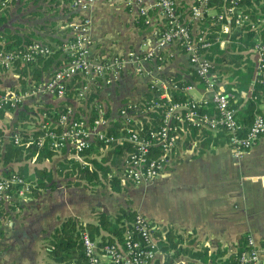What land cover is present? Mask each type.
<instances>
[{
	"label": "crops",
	"instance_id": "1",
	"mask_svg": "<svg viewBox=\"0 0 264 264\" xmlns=\"http://www.w3.org/2000/svg\"><path fill=\"white\" fill-rule=\"evenodd\" d=\"M60 1L48 0V6L52 3L58 8L50 9L51 12L48 13L47 7L45 8L42 19L51 24L50 27L40 30V38L54 46L69 36V21L76 19L79 14L69 3L67 5L71 10L65 12L61 9L63 2L59 4ZM144 1L150 8L153 25L144 24V17L138 13L136 6L128 5L125 0L94 2L86 12L91 19L92 58L123 54L131 49L148 51L156 47L154 28L162 24L163 17L158 8L154 7L157 0ZM191 2L190 0L188 5ZM18 8L17 4L12 7L8 25L18 19L22 21L24 15L28 14V9L18 13ZM53 23H56L55 30L51 28ZM230 45L231 41L220 46V49L224 53L229 52ZM235 50L238 52L237 48ZM164 52L166 60L162 74L194 82L196 87L190 93L195 97L209 96V92L198 82L184 52L174 46L166 47ZM244 54L238 61L222 60L216 63L220 84L225 90L229 89L233 103L237 101L234 94L240 89L243 97L251 93L252 85L247 89H243L244 85L241 86V75L244 76L251 67V80L256 76L255 55L248 52ZM60 60L61 54L54 56L53 66ZM154 63V60L144 62V70L140 73L131 70L130 65L127 66L118 81L93 92L94 104L85 99H66L49 92H40L28 97L24 106L29 107V110L35 106H40V109L73 106L77 114L84 117L91 112L95 114L96 107L102 106L107 117L114 119L123 103L131 100L142 101L148 96L149 75L155 68ZM154 74L158 75L159 72L154 70ZM32 77L30 73V81ZM0 84L3 89L10 90L24 86L16 68L4 71ZM14 111L19 114L18 110ZM12 112L0 113V127L9 135L17 130L12 125L15 121ZM29 124L25 130L37 129V123ZM197 137L200 140L198 146H192L185 141L176 148L172 164L140 188V201L135 202L133 198L132 205L126 204L124 199L117 200L99 187L107 182L105 180L96 185L90 184L86 178H80L83 180L81 183L71 180L65 184L60 183L59 175L66 176L62 174L61 166L64 162L60 159L67 153L77 156L73 149L58 151L51 158L33 155L5 164V145L0 164L4 170H18L34 180L37 177L36 169H44L48 174L45 180L50 177V181L47 182L48 186L40 188L37 195L27 193L24 197L15 198L0 210V264H16V256L10 246H18L19 242L26 244L28 254L18 264H46L50 261L48 249L53 230L64 219L75 217L84 223L96 222L94 210H104L115 215L121 207L143 212L151 220L159 244V250L151 264H230L231 256L235 255L237 258V253L244 247L248 235H252L260 246V257L264 264V134L251 148L238 156L227 144L226 135L222 132L206 130L197 132ZM93 146L98 148L94 149ZM93 146L90 148L89 157L98 160L105 158L110 150L98 143ZM79 157V160L77 157L73 159L81 163L88 161L82 156ZM110 160L112 159H108L107 163ZM54 161L57 165H54ZM121 165L114 170L117 177ZM50 184L55 186L51 187ZM114 192L115 196L120 193ZM103 234L109 233L103 231Z\"/></svg>",
	"mask_w": 264,
	"mask_h": 264
},
{
	"label": "built area",
	"instance_id": "2",
	"mask_svg": "<svg viewBox=\"0 0 264 264\" xmlns=\"http://www.w3.org/2000/svg\"><path fill=\"white\" fill-rule=\"evenodd\" d=\"M10 1L0 0V12ZM95 1L70 0V6L79 14L69 21V36L59 45L34 40L22 48L0 49V77L4 71L29 62L37 55L61 54V60L45 79L29 80L23 87L11 90L3 89L0 84V112L24 109L25 100L40 92L65 98L70 82L75 84V98L89 101L97 88L118 81L129 65L131 70L140 73L144 70V62L154 60V70L159 74L151 71L148 96L142 101L123 103L114 119L107 117L102 106L96 107L95 114L91 112L85 117L78 115L73 106H68L55 121L40 123V106L33 107L39 120L36 128L43 130L36 137L39 145L48 142L57 151L73 149L78 153L90 149L97 142L107 148L116 143H126L131 150L123 158L118 178L127 186L159 176L172 164L174 151L181 143L187 141L198 146L197 132L224 133L227 144L237 156L251 148L264 134V113L261 112L255 114L249 127L243 128L232 105V95L220 84L219 74L214 70L217 62L210 58L216 44L220 48L233 41L234 32H252V45L246 52L256 57L257 71L253 83L257 77L264 81V0H223L220 8L209 6L210 0H198L197 3L191 0L189 5L190 0H157L154 7L158 8L163 22L154 28L156 47L148 51L131 49L99 59L90 56L93 38L91 19L86 14ZM125 1L136 6L145 24L153 25L150 8L144 0ZM208 19L215 20L217 29L214 30L209 23L206 25ZM169 46L188 56L198 82L209 96L195 97L190 93L196 87L194 82L162 74L166 60L164 49ZM177 92L184 93L185 97H176ZM158 109H162L159 125L143 129L145 119L151 121L150 112ZM41 116L44 118L45 114ZM114 126L117 131L111 130ZM22 138L19 130L9 135L0 127V159L8 140L19 144ZM1 168L0 210L15 198L24 197L31 189L30 182L19 171ZM154 230L149 217L140 211H136L121 240L100 243L98 237H92L85 230L81 234L82 264H151L159 250ZM236 259L237 264H262L260 246L252 235L247 236ZM70 264L80 263L72 261Z\"/></svg>",
	"mask_w": 264,
	"mask_h": 264
},
{
	"label": "trees",
	"instance_id": "3",
	"mask_svg": "<svg viewBox=\"0 0 264 264\" xmlns=\"http://www.w3.org/2000/svg\"><path fill=\"white\" fill-rule=\"evenodd\" d=\"M30 1L36 2L38 0H11L9 4L0 12V49L11 50L22 48L25 45L33 42L34 40L46 43L43 39L40 38L39 31L35 32L32 30H27L26 32H23L21 31V29L24 25L22 26V24L17 23L16 21H13L8 25L12 7L17 4L19 6L18 10L23 11L28 9V2ZM62 2L63 4L61 6V9H63L65 12H68V10H71V8L74 9L73 7L70 6V8L67 5L70 0H61L59 4ZM197 2L198 0H194L193 3ZM49 4L50 5L48 6L47 10H55L58 8L56 4ZM222 4L223 0H210L209 2V6H214L216 8H220ZM36 14L40 16L42 13L37 12ZM214 21L215 20L208 19L206 25H208L209 23V25H211V27L215 30L217 29L218 25ZM20 22L24 23L22 21ZM55 25L56 23H53L51 25V28L53 30H55ZM252 35V32L244 33L241 30H238L236 33L234 32L231 37L233 39L232 45L229 46L230 51L224 53L223 50L219 48V44H216L214 46L212 54H210V58H212L216 62L222 60L238 61L245 55L244 52H246V50L252 45ZM60 41L61 40L59 39V42ZM236 48L238 49V52H236ZM231 49H233V52H231ZM53 60L54 56L40 54L29 62L19 63L18 66H16V70L19 72V79L22 85H25L29 81L28 72L32 73V80L39 81L43 79L44 75H47L53 70ZM216 69L217 65L214 66V70ZM241 76V86H245L243 89H247L249 85H252L251 87H253V92L250 93L249 96L243 97L241 96L242 89H240L238 93L234 94V96L237 98V101L233 103V97H231V99L233 103L232 105L236 108V113L238 115L239 121L242 123L243 128L245 129L250 126L256 113H264V108L262 107V103L264 102V81L260 80V78L257 77L256 81L253 83V81L251 80V67L248 68L247 73L244 76ZM68 85L69 88L67 89L65 98L75 99L77 95L74 86L75 84L73 82H70ZM226 91L229 92V89H227ZM175 96L185 97V94L177 92ZM81 100L83 99H80L79 101ZM89 101L92 104L95 103L94 95L90 96ZM67 107L68 106H59L39 109L40 123H45L49 120L51 122L55 121L60 113L66 110ZM17 110L19 113V119L38 123L39 120L33 108L32 110H29V107H25L24 109ZM161 112L162 109L150 112V116L152 117L151 121L145 119L143 129L158 126L161 118ZM42 113L45 114L44 118H42L41 116ZM51 126L54 127L55 125ZM24 128L26 127L22 126L16 128L23 135L21 143L15 144L13 141H10L6 144L4 152L5 164H8L11 161H18L22 160L23 158L32 157L33 155H37L40 158H51L55 153L58 152L57 150L51 148L48 142L43 145H39L36 142V137L42 133V129L30 131L25 130ZM115 128H111V130L117 131V128L116 130ZM97 143L99 145H102L101 142ZM97 148L98 147H94V149ZM130 148L131 146L126 143H116L111 148H109L110 150H108V154L101 160H98L97 158H90V149L78 152L77 154L79 156H82L84 159H86V161H88L81 163L75 159H70L67 163V171L66 165L61 167L62 174H69L71 176H77L78 178H86L92 185H96L97 183L102 182V180H105L110 184L113 191L119 192L123 190V186L120 184L119 178L114 173V170L121 165L126 152L131 150ZM108 159L112 160L107 163ZM19 172L22 175L26 176V173L21 171ZM35 173L37 174V177L35 175L34 177H36V179L34 180H31V178H28L26 176L27 180H30L29 182L31 184V189L28 192V194L30 195H37L38 191H40V188L48 186L47 182L50 181V177L45 180V178L48 177L46 170L36 169ZM50 186L54 187L55 184H50ZM94 213L96 216V222L84 223L75 217H68L64 219L59 226L55 227L51 236L52 242L50 248L48 249V256L50 258V261L46 262V264H70L72 261H77L82 264L84 260V251L81 239L82 232L87 230L92 237H98L100 239V243H105L107 241L112 242L116 239L121 240L123 238L124 231L131 226V222L134 218L136 210L121 207L115 215H111L104 210H94ZM103 231H107L109 234L105 235L103 234ZM154 233L155 235H157L155 230ZM172 234L174 233L172 232ZM229 261L230 264H236V256L232 255ZM104 264L109 263L104 262Z\"/></svg>",
	"mask_w": 264,
	"mask_h": 264
},
{
	"label": "rangeland",
	"instance_id": "4",
	"mask_svg": "<svg viewBox=\"0 0 264 264\" xmlns=\"http://www.w3.org/2000/svg\"><path fill=\"white\" fill-rule=\"evenodd\" d=\"M48 0H38L36 2L30 1L28 2V14L24 15L22 22H20V19H18L16 22L22 24L23 28L21 29V31L26 32L27 30H32L35 32H40V30L45 29V27H50V24H48L49 22L44 21L42 18L44 17V10L47 7L48 8ZM14 9V8H13ZM18 13L20 11H17ZM37 12H41L42 14L39 16L38 14H36ZM51 12V10H47L46 11ZM13 13L15 14L14 16H16V12L15 10L13 11ZM12 112V111H10ZM13 113V117L15 121L12 122V125L15 127H22V126H27L31 123L29 121L26 120H22L18 118L17 113L14 111ZM9 124V123H8ZM11 126V125H9ZM77 157L78 160L81 159L78 155L74 156L73 154H69L67 153V155H65V157H61L60 161L63 163L61 167H63L64 165H66V171H67V163L70 159H73ZM32 161V159H31ZM54 165H57L56 162L54 161ZM67 173V172H66ZM67 176H62L59 175V181L60 183H66L68 180H71V182H77V183H81L83 180H81L80 178L76 177V176H71L69 174H66ZM31 176V175H30ZM81 180V181H80ZM89 181V180H88ZM86 182V180H85ZM146 182H142L136 185H131V186H124L123 190L120 191V193L115 196V192L112 190L111 186L109 185L108 182L103 183L102 186H99L103 189H105L109 195H113L114 198H116L117 200H125V203L128 205H132V200L133 198L135 199V202L140 201L139 200V191L141 190L140 188H142V186H144ZM94 188L96 186H93ZM145 188V187H144ZM135 190V191H134ZM139 205V204H138ZM135 206V205H134ZM11 249L13 250V254L16 256V264H18L19 262L21 263L23 261V258L25 256H27L28 254V247L26 246V244L19 242L18 246L14 245L13 247L10 246Z\"/></svg>",
	"mask_w": 264,
	"mask_h": 264
}]
</instances>
